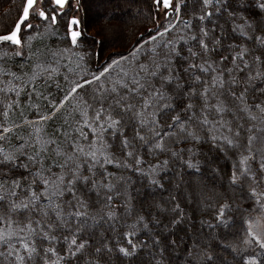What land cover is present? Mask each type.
Masks as SVG:
<instances>
[{"label":"snow or ice","instance_id":"6c2138e0","mask_svg":"<svg viewBox=\"0 0 264 264\" xmlns=\"http://www.w3.org/2000/svg\"><path fill=\"white\" fill-rule=\"evenodd\" d=\"M151 3L167 23L96 70L81 21L59 33L69 0H22L0 31V264H172L179 245L163 232L183 209L163 224L138 207L129 173L163 189L176 163L211 167L251 204L196 185L215 221L201 223L236 230L238 214L242 232L192 240L183 264H264V0L251 13L245 0ZM222 16L237 38L226 46Z\"/></svg>","mask_w":264,"mask_h":264},{"label":"trees","instance_id":"16d2710c","mask_svg":"<svg viewBox=\"0 0 264 264\" xmlns=\"http://www.w3.org/2000/svg\"><path fill=\"white\" fill-rule=\"evenodd\" d=\"M119 1H121V3L126 6V8L124 7L121 9L115 4L114 7L111 6L108 11L104 12V16L96 17L94 21L93 19H91V21L89 20L90 9H95L93 8L94 0H79V4L83 13V25L86 28L87 26L85 20L88 21V25L91 28L92 25L97 26L101 22V19L102 21L107 22L112 20L113 22L119 23L120 26L124 25L125 22H129L130 26H128L130 28L128 27L127 33L119 35L122 41L118 45H114V47H116L117 49V52H115V54L121 53L125 55L128 54L127 50L132 49L136 44V41L141 39V33H143L144 38L147 39V30H152V33L154 34L156 27L162 24H166V22L160 21L159 17L157 16L159 12H157V9L152 5L151 0ZM245 3L249 5L245 9L246 12L251 13L257 11L254 7V4L252 3V0H245ZM21 4L22 0H0V31H3L7 26L13 24V22L17 18ZM233 4H235V0H233ZM117 13H119V15ZM149 13L151 14V17L153 19L158 18V23H153V19L149 18ZM94 22H96V24ZM217 23L224 25L225 32L227 34L226 38H223V43L225 46L232 40L237 39L230 31L231 25L229 22H227L226 16L220 17ZM100 28L101 30H103L102 28L104 27L100 26ZM216 34L220 35L219 27H217ZM119 36H115V38L114 36H109L110 41H114V39ZM89 37V40L91 42L90 46L87 47L88 52L90 54H94V56L96 55V57H93V59H96L98 57L102 60L104 57L103 52L100 51V48L102 46L104 47L105 43L101 38H95V36L93 35H89ZM113 41L111 43H113ZM105 47L106 49L109 48V46L107 47V44ZM115 54L111 53L107 55L108 58L106 60H108L110 56H114ZM210 147V145L200 146L203 153H208L212 157V159L215 160L218 154L215 152H210ZM200 158L205 159L204 156H201ZM154 159V157L147 156V160L149 162H154ZM228 166V162L221 159V167L223 169H227ZM109 167L111 168V166ZM178 173H182V175L184 176V181H188L189 183L181 181ZM129 174L132 175L133 179L137 181V183L133 185V187L138 188L139 192L134 191L133 195L137 198L135 202L137 203L138 207L143 206L146 211L153 212L159 215L162 219L163 224H169L170 220L176 215V213H173L171 211V207L174 203H180L181 208L183 209V222L174 226L171 231L163 232L165 240H176L179 245V247L176 249L175 254L169 253V255L171 256L172 264H183V250L186 246H190L192 240L194 239H199L202 242L208 241L213 245H216L218 243V236H223L226 233L231 236L234 232H236V230L242 232V225L239 221L238 214H235L237 215L236 230L230 231L224 228H217L214 230L209 228L206 223H201V221H212L213 223H215V221L213 210L204 209L201 203V198L199 195H197L198 190L196 185L204 187L205 192L208 195H214L213 192L208 191L211 189H214L215 192L220 193L219 196L215 197L220 202H222L224 198H228L230 201L238 200L239 203H241L245 208L249 210L251 209V204L249 202L239 199L240 193H233L229 189L226 176L224 179H221L220 176L213 174L211 167L205 165L202 168L201 173H194L191 170L182 169L181 166L176 163L172 166L171 171L161 174L162 176H165V179L163 180L165 188L163 189L159 187L149 186L146 180L141 183L142 178L138 177L134 173ZM178 182H181L184 185L183 187L181 186L178 191H176L174 185ZM191 192H194L193 198L195 199V201L194 199L192 201H189L187 199V195ZM171 195L177 196V200L171 201L169 199ZM156 203L164 204L165 207L169 209V211L163 214L157 212L154 207ZM253 215H255V213H253ZM142 258L145 260L149 259L147 253H145Z\"/></svg>","mask_w":264,"mask_h":264},{"label":"rangeland","instance_id":"374dc122","mask_svg":"<svg viewBox=\"0 0 264 264\" xmlns=\"http://www.w3.org/2000/svg\"><path fill=\"white\" fill-rule=\"evenodd\" d=\"M115 4L121 9L124 7L126 8V6L123 5L121 3V1H119V0H94V7L93 8H95V9H93V10H95V11L90 9L89 20L91 21V19H93V21H94L96 19V17L104 16V12L108 11V9L111 6L114 7ZM102 13H103V15H102ZM117 14L119 15V13H117ZM157 16L159 17L160 21H162V22L165 21L167 23V21L163 17L162 11H160ZM72 17H76L79 20H81L82 29H78V27H77L76 30H79L82 32L81 40L83 41V43L81 46L84 49H86L88 51L87 47L90 46L91 41L89 40V38H90L89 35H91V36L93 35V36H95V38L96 37L101 38L102 41L105 43L104 47L102 46L100 48V51L103 52L104 58L102 60L99 59L98 57L96 59L92 58L93 70H96L100 65L104 64L105 61H107L106 60L108 58L107 55H109L111 53L115 54V52H117V49H116V47H114V45H118L122 41L120 39L119 35H123V34L127 33V29L130 26L129 22H125L124 25L120 26L119 23L113 22L112 20L107 22V21H102V19H101V22L97 25L98 27L95 25L96 22H94L95 26L92 25V28L88 25V21L85 20L86 26H87V28H86L83 25V20H82L83 13H82L80 4H79V7H77V0H69V5L66 6L64 9V15L58 17L59 23H58L57 27H58L59 33L61 35H66L68 25H69V21L72 19ZM100 26L104 27V28H102L103 30H101ZM109 36H114V38H115V36H119V37L114 39V41L112 40L113 43H111L112 41H110ZM106 44H107V47L109 46L108 49H106V47H105ZM127 51L129 52V50H127ZM124 53H125V51H124ZM93 57H96V55ZM53 91H55V90L53 89ZM178 183H180V187L181 186L183 187L184 184H182L181 182H178ZM179 189H176V191H178ZM193 197H194V192H191V199H189V194L187 195V199L189 201H192L194 199ZM194 201H195V199H194Z\"/></svg>","mask_w":264,"mask_h":264},{"label":"flooded vegetation","instance_id":"af4514ba","mask_svg":"<svg viewBox=\"0 0 264 264\" xmlns=\"http://www.w3.org/2000/svg\"><path fill=\"white\" fill-rule=\"evenodd\" d=\"M81 29H82V27H81Z\"/></svg>","mask_w":264,"mask_h":264}]
</instances>
